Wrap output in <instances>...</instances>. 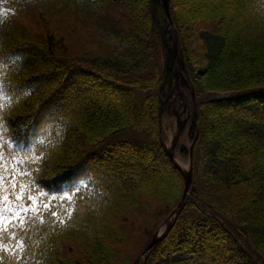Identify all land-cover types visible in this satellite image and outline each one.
I'll use <instances>...</instances> for the list:
<instances>
[{"label": "trees", "instance_id": "16d2710c", "mask_svg": "<svg viewBox=\"0 0 264 264\" xmlns=\"http://www.w3.org/2000/svg\"><path fill=\"white\" fill-rule=\"evenodd\" d=\"M222 4L197 15L169 3L180 88L193 107L199 98L189 135L200 179L146 264H264V0ZM229 9L233 24L219 18ZM153 48L160 69L129 80ZM176 66L161 0H0L4 175L20 157L36 160L22 165L23 182L61 219L71 213L18 229L23 249L0 252V264H135L185 190L159 120ZM209 93L234 97L201 99ZM131 132L146 139L106 149Z\"/></svg>", "mask_w": 264, "mask_h": 264}, {"label": "snow or ice", "instance_id": "6c2138e0", "mask_svg": "<svg viewBox=\"0 0 264 264\" xmlns=\"http://www.w3.org/2000/svg\"><path fill=\"white\" fill-rule=\"evenodd\" d=\"M28 163H37V161L32 158L25 161L23 157H20L9 170V175L5 177L6 165L4 164V155L0 152V252H10L15 255L22 250L24 242L17 236V230L24 231L26 224L37 219L43 224L42 213H50L52 218L59 223H65L71 215L69 212L61 219V213L51 208L47 193H41L33 184L23 182L25 178L31 176L30 170L27 167H22ZM63 199L66 202L69 200L67 196ZM5 236L16 241L12 248L5 246Z\"/></svg>", "mask_w": 264, "mask_h": 264}, {"label": "rangeland", "instance_id": "374dc122", "mask_svg": "<svg viewBox=\"0 0 264 264\" xmlns=\"http://www.w3.org/2000/svg\"><path fill=\"white\" fill-rule=\"evenodd\" d=\"M187 2V6L189 7V12L191 14H204L206 11V7L208 8L207 11H213L214 13H216L217 10L219 11H224L221 10L220 7H222V2H224V0H186ZM79 3L82 4L83 0H79ZM191 3V5H190ZM190 5V6H189ZM193 5V7H192ZM201 8H204L203 13L200 12ZM220 14V12H219ZM220 20H222L223 22H227L228 24H233L236 19V14L234 12V10H228L226 12V14L224 16L221 15V17H219ZM239 21V20H238ZM83 28V27H82ZM84 29V28H83ZM86 30V29H85ZM91 33H93V30H90ZM124 45V44H123ZM122 46V41L120 39H117L114 41V45L113 47L116 49H120ZM158 68V70L160 69V63H159V57H158V53H157V49L153 48L151 49L147 55L146 58H144V60L142 61V68L139 74L137 75H130L129 76V80H134L137 78H145L150 74L154 73V69ZM160 72V71H159ZM182 92V91H181ZM183 93V92H182ZM180 95V93H177ZM185 96V95H184ZM180 97V102L177 101L175 95H172L171 98H169V102H172L173 106L175 107H170L169 110V116H163V120H162V129L164 132V139L166 141V146L167 148H169L171 146V143L174 140V136L177 130V120L175 119V112H176V108L179 107V104L181 103V101L184 100V98L182 99L181 96ZM234 97L233 94H222V93H209L204 95L203 97H201V99H206V100H224V99H230ZM142 99H145V97L142 96ZM199 98H197L195 96L194 101H197ZM177 102V103H176ZM184 102V101H183ZM192 108H190L188 111H190L191 113ZM187 112L184 113V115L182 114V120H181V124L183 126V123L185 122V126H186V122L188 120L187 117ZM164 114V113H163ZM191 115V114H190ZM183 131V130H181ZM190 126L186 127V131L185 132H181V136L180 139L178 141L177 144V149L175 152V158H176V162L181 166L182 165V169L184 171H189L192 168L190 159H184L182 157L180 148L181 147H186L187 149H191L192 147V140L190 138ZM146 136L144 134L141 133H137V132H131V133H125L119 136L114 137L113 139H111L107 145H106V149H108L110 146L116 145L118 143L121 142H126V141H132V142H139L142 140H145ZM101 150H98V153H100ZM196 177H193V180H196V182L199 181L200 177L198 175V173H195ZM200 204V202H199Z\"/></svg>", "mask_w": 264, "mask_h": 264}, {"label": "water", "instance_id": "95a60500", "mask_svg": "<svg viewBox=\"0 0 264 264\" xmlns=\"http://www.w3.org/2000/svg\"><path fill=\"white\" fill-rule=\"evenodd\" d=\"M169 1L170 0H162L164 9L166 11V14H167L169 20H170V24H171V27L173 30L174 52H175L176 57H178V38H177V34L174 30L172 18H171L170 11H169ZM177 61H178V58H177ZM179 74H180V71L177 69V71L175 73L176 86L177 87H179ZM180 135H181V126H180V122H179L178 127H177V133H176L175 139L173 141V145H172L171 149H167V155L169 156V158L172 161V163L174 164V166H176L181 171V173L183 175V178L185 180L184 195L182 197V200H181L178 208L174 211L172 216L165 223V225H166L165 230L163 232L157 233L154 236L150 245L147 247V249L144 251V253L140 256V258L136 261L135 264H145L144 259H147L150 251H152L158 244H160L165 239V237L170 233L171 229L173 228V226L177 222V220L180 217V215L184 209V206L186 204L187 196H188L189 191H190L191 186H192L193 177H192V171L191 170L188 172L182 170V168H180V166L175 161V149H176V144L178 142V139L180 138Z\"/></svg>", "mask_w": 264, "mask_h": 264}, {"label": "bare ground", "instance_id": "6f19581e", "mask_svg": "<svg viewBox=\"0 0 264 264\" xmlns=\"http://www.w3.org/2000/svg\"><path fill=\"white\" fill-rule=\"evenodd\" d=\"M222 94H224V93H222ZM183 99V98H182ZM177 101H178V99H176ZM184 101V102H183ZM183 101H181V103L179 104V107H178V109H179V111L181 112V114H183L184 115V113H186L187 112V110H189L190 108H192V110H191V113H190V111H188L187 112V117H188V120H187V122H186V126H185V122L183 123V126H182V128H181V130H183L182 132H185L186 131V127L187 126H190V130H191V124H192V120L194 119V116H195V109H196V105H194V107L188 102V100L187 99H185L184 98V100ZM177 103V102H176ZM191 114V115H190ZM172 145H173V142L171 143V146L169 147V149H171V147H172ZM177 145V144H176ZM168 158H169V156H168ZM169 160H170V158H169ZM171 161V160H170ZM171 163H172V161H171ZM177 163V162H176ZM178 164V163H177ZM179 165V164H178ZM180 166V165H179ZM180 168H183L182 167V165L180 166ZM154 238V237H153Z\"/></svg>", "mask_w": 264, "mask_h": 264}]
</instances>
